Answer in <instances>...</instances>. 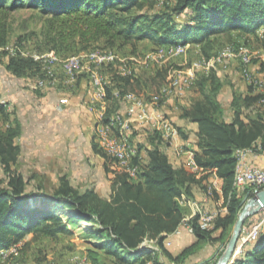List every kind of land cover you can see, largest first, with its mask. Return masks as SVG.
<instances>
[{
  "label": "trees",
  "instance_id": "trees-1",
  "mask_svg": "<svg viewBox=\"0 0 264 264\" xmlns=\"http://www.w3.org/2000/svg\"><path fill=\"white\" fill-rule=\"evenodd\" d=\"M20 9H32L44 19L41 34L50 45L49 52L55 54L128 45L136 54L139 43L149 41L154 45L198 44L201 55L209 57L214 41L234 31L252 34L264 46V0H0V49L10 42L13 14ZM184 14L188 21L180 18ZM24 40L25 36H16L15 48ZM100 42L102 46L94 47ZM14 53L5 65L11 74L40 73L39 62ZM213 66L196 78L192 85L195 95L180 106L181 118L197 125L194 162L198 171L175 167L165 151L168 141L153 128L142 142H130L136 150L131 163L136 177L113 171L109 198L100 196L93 187L78 190L65 175L51 192L42 184L30 187V181L16 168L21 148L15 140L22 133L21 125L10 119L0 98L4 124L0 127V168L4 173L0 178V249L18 245L30 233L56 239L60 233L82 232L94 239L90 241L92 248L85 249L90 264H106L100 250L113 258V264H166L161 257L171 264H191L206 245L217 250L214 262L243 198L253 196L256 190L254 186L238 187L234 176L238 151L264 153V91L255 92L251 85L246 93L233 91L226 112L219 96L223 80L215 69L229 65ZM235 69L247 81L237 65ZM260 69L264 72V61ZM116 74L117 79L105 86L106 109L99 119L102 125L112 124V115L123 113L127 87L137 79L133 73ZM157 75L165 76L161 71ZM250 75L251 80H258ZM114 90H118L117 97ZM173 127L179 136L187 137L180 126ZM116 128L114 135L121 129L117 122ZM92 150L106 160L113 159L97 143H92ZM213 171L222 180L220 194L205 184ZM195 188L221 200L226 212H217L210 230L200 228L196 215L188 219L196 241L173 255L164 240L184 223L188 212L180 199L194 201ZM229 264H264V227L254 240L243 244Z\"/></svg>",
  "mask_w": 264,
  "mask_h": 264
},
{
  "label": "rangeland",
  "instance_id": "rangeland-1",
  "mask_svg": "<svg viewBox=\"0 0 264 264\" xmlns=\"http://www.w3.org/2000/svg\"><path fill=\"white\" fill-rule=\"evenodd\" d=\"M180 18L182 20L188 21L186 14L180 15ZM43 23L44 19L32 9H20L13 14V33L10 42L7 44V47L5 49H0L1 81L5 80L11 83L13 75H11V73H9L5 69V65L8 63L9 58L13 56V51L16 49V36H25V40L22 43L20 51H24V53L28 54L27 57H31L33 58V60L35 59L38 62H41V60L34 58L33 55H36L38 52H41V54H46L51 51L49 50L50 45L45 42L44 37L41 34ZM144 43L148 45L144 47V45H142ZM102 45L103 43L100 42L94 47ZM170 45L172 44L154 45L147 43V41L140 42L136 54L131 53L132 48L130 45L123 46L121 47V49L105 50L96 48L84 51L77 50V52L74 53L58 52L56 54L59 59H65L73 55H78L81 57V62H83V69L75 73V75L78 76L77 80H80V78H82L84 82H86L84 83V88L82 90L84 93L82 94H86L85 88L86 90L90 89V92H92V101L87 102V104H85L84 106L85 110L91 114L90 117L93 118L92 121H96L97 118L94 113L89 111L88 107L92 102H96V100L93 97L94 90H92L93 88L90 84V73L88 72V69L94 68L91 71L97 72L103 79V81L107 82L106 84L111 83L112 78L114 80L117 79V76L119 75H117L116 72L123 73V75H126L128 73L135 74L137 76V79L131 82V85L127 87V91L141 96L147 109L149 107L148 103L146 102V99L149 98L148 96L159 93V89H162L160 92L162 93V95L165 94L168 83L174 76L180 74H193L195 83V80L198 76L207 74L209 70L214 67L210 63L212 59L209 61L208 59L218 54V52H222L224 50H233V58H237L239 60L238 50L246 48L250 52L251 64L255 66L257 63L264 61V46L262 45L261 41L256 39L252 34H242L239 31L231 32V35L222 34L217 40H215L213 43V48L209 50V57L201 55V49L198 44H182L183 46H185V51L179 54L167 51L166 48ZM94 50L112 52L115 55L116 59L113 62H110L106 65L103 64L96 68L94 65H92L94 63H92V61L88 57V54ZM158 53L163 55H159ZM84 54H87L86 57H83ZM85 59H88L89 64H86L84 62ZM59 63H61V61H59ZM251 64L249 66L250 74H252V69L250 68ZM184 68H186L185 71L181 70ZM158 71H161L165 76L163 77L157 75L158 77H156V73ZM32 73L35 72L29 71L26 73L28 75H31L30 79L34 78L32 76ZM219 74L222 76L221 78L226 77L223 75L225 73ZM61 78L62 75L58 72L57 81H60ZM239 79H242V77ZM223 80L225 83V79ZM244 81L246 82V80ZM22 83L20 84V86L24 87ZM194 83L192 85H194ZM1 84L3 86V83ZM57 84L56 86H52L47 83L46 87H44L43 89H47L48 91H52L55 89L57 90L60 88ZM236 84H238V82L234 80L232 86ZM13 86L15 85L11 83L9 86L10 89H7V94L5 93V95L3 93L5 98L2 95V100L7 99V101H9V97L15 98V93L18 91V87L16 86V88L14 89ZM232 86H230L231 90ZM65 87L64 88L68 90L72 88H70V85H65ZM246 87L247 86H245V88ZM230 88L225 86L222 89L223 94L220 96V98L224 106L226 105L225 100ZM22 89V94L27 96V98H32L30 97L29 90L27 91L26 88ZM237 90H239V86L237 87ZM192 93L193 89L192 86H190L181 95L173 96L175 101L177 102L175 106L177 107L178 103L183 99L184 100L182 101V103H187ZM51 94L53 96H56L58 92ZM59 95H62V93H60ZM45 97L46 99H50L51 95L48 94V96ZM153 101L155 102L154 104H156L157 100L154 99ZM14 103L17 108H20L21 113L18 112L17 109L15 110L20 115L23 124V133L17 140L21 148V155L16 168L21 170L27 180L30 181V187H33L37 184H42L47 192H51L52 190H55L56 186L59 184V178L63 175L69 176L72 184L80 191L91 184H94V186L97 188H101L103 186L105 180L97 173L99 172L97 165L101 163V158L97 155H94L93 151L91 152V149L89 147L90 142H88L94 135V132L91 130L93 122H90V127L83 122L85 118L83 117V112L81 109L72 111L69 110L68 112H66L62 111L61 108H58L50 112L52 110L49 106L50 104H48L49 102H45L41 107V110L40 108H38L35 111L36 107H34V115H31L30 113L25 114L26 108L24 107V101H15ZM55 103L58 107L59 101H55ZM126 104L127 103H125V105ZM122 109L123 106L121 107V110ZM21 114H25L24 116L26 118L24 119L23 115L21 116ZM165 115L170 118L166 113ZM121 116L123 117L122 114ZM159 116H161V114H159ZM1 126L2 125L0 118V127ZM147 126L148 125L135 128L134 125H131L129 132L130 137L132 138L131 141H133V143L137 144L138 142H142L146 139L147 135H145V132L147 133ZM136 131H138V133H136ZM120 133H122L121 129ZM120 133L118 135H120ZM134 135H136V137ZM99 147L101 148L100 145ZM3 177L4 173L0 168V178ZM248 197L250 198L252 196H245L243 198L240 211L245 205L247 201L246 198ZM261 212L262 208L258 211L253 212L252 214H249L245 218L242 228L245 226L246 228L250 227L253 223L257 222L262 214ZM83 224L90 225V223L87 222H83ZM233 229L234 225L228 233L226 242L220 252L221 254L217 256L214 262L212 260L209 261L211 262L210 264H216L219 261L233 234ZM77 231L78 229H76V232ZM93 240V238L89 239L88 237H85V233L82 232L75 234L60 233L56 239L38 238L34 237L33 234L30 233L26 235L23 241L17 245V247L19 248L17 254L10 256L8 254L1 255V252L8 250L9 247L0 249V264H45L48 260H52L54 264H77L69 262L67 258L66 260L68 262H63L64 255L66 256L68 253L85 254L86 248H92L90 241ZM24 243L28 244L24 247ZM242 246L243 245L241 244L240 232L235 251L240 252ZM100 253L102 256V261L104 263L113 264L114 260L108 253H105V251L103 250H100ZM233 255L231 257H233ZM84 256H82L81 258H84Z\"/></svg>",
  "mask_w": 264,
  "mask_h": 264
},
{
  "label": "crops",
  "instance_id": "crops-1",
  "mask_svg": "<svg viewBox=\"0 0 264 264\" xmlns=\"http://www.w3.org/2000/svg\"><path fill=\"white\" fill-rule=\"evenodd\" d=\"M147 43L152 44L149 41H147ZM142 45H144V47H146V45H148V44L144 43ZM19 48L21 49V47H19ZM22 52L23 53H21V54L23 56L27 57L28 54L24 53V51H22ZM90 54H91V52L88 54L89 59H90ZM39 55L40 56L42 55L41 52H38L36 55H33V56L38 58ZM86 55L87 54H84L83 57H86ZM237 61H238L237 58L230 59L229 66L227 69L222 70L219 67L215 69L218 71L222 70L220 73H225L223 75L226 77H223L222 80L225 79L226 82L224 83V80L222 81L223 82L222 89L225 86L230 88V86L233 85L234 80H236L238 82V84L232 86V90L230 88V90L228 91L227 97L225 100L226 105L224 106V104H222L226 112H228V106L230 104L233 91L246 93V92H248L247 87L251 85V84L245 82L243 79H239L241 77L239 76L237 70L235 69L236 65H237ZM84 62L86 64H89L88 59H85ZM92 63H93V61H92ZM92 65H94V64H92ZM39 67H40V73L39 74L38 73L32 74V76L34 77L32 79H30L31 75L17 77L15 75L11 74V75H13V77L11 79V83L13 85H15V86H13L14 89L16 88V86L18 87V91L15 93V98L9 97V99H8L9 101H7V99L2 100V95L5 98L4 94L5 93L7 94V89H10L9 86L11 83H9V81H5V80L1 81L0 80V98H1V101L5 104L7 111L10 112V119H15L20 123L22 133H23V124L21 121L22 119H21L20 115L18 114V112L21 113V111H20V108H17V106L15 105L14 102L15 101H19V102L24 101V107L26 108L25 114L30 113L31 115H34V112H33L34 107H36L35 111L38 108H40V110H41V107L43 106V104L45 102H49L48 104H50L49 106L52 109L50 112H52L54 109H58V108H61L62 111H66V112H68L69 110L72 111V110L81 109L83 112V117L85 118V120H83V122L86 125H89V127H90V122L93 120V118L90 117L91 114L85 110L84 106H85V104H87V102L92 101V99H91L92 98V92H90V89L86 90V88H85L86 94L85 95L82 94V93H84L82 90L84 88V83H86V82H84V80L82 78H80V80L79 79L77 80L78 76H76V75L68 76L62 70L60 63H57L55 65V68H54V76L55 77L51 80V82H49V84L52 86H56V84L58 83L57 85L60 88L57 90L55 89L52 91H48L47 89H43L47 84L44 87H38L36 85L37 80H39L41 78H46L44 76L45 74L42 70V63H40V62H39ZM93 69L94 68L88 69V72L90 73V71ZM251 69H252V74L255 78H259V79L264 78V72L261 71V69H260V62L257 63L255 66L252 64ZM181 70L185 71L186 68L181 69ZM58 72L62 75V78L60 81H57L58 80L57 79ZM121 74H123V73H121ZM104 82H105V84L107 83L106 81H104ZM1 83H3V86ZM21 83L24 87L20 86ZM90 84H91V81H90ZM65 85H70V88L71 87L72 88L70 90L65 89L66 88ZM107 85L108 84H106V86ZM91 86H92V84H91ZM238 86H239V90H237ZM245 86H247V87L245 88ZM251 86L253 87V90L255 92L261 91L258 88H256L255 86H253V85H251ZM22 88H26L27 91L29 90L30 91V97H32V98H27V96L22 94V91H23ZM52 88H54V87H52ZM222 89L219 93V96H221L223 94ZM161 90L159 89V93L161 92ZM262 91H264V90H262ZM9 92H10V90H9ZM56 92H58V94L56 96H53L51 94V93H56ZM113 92H114V95L117 97L118 96V90H114ZM60 93H62V95H59ZM159 93L152 94L151 96H148L149 97L148 99H146L147 100L146 102L149 105V107L147 108V111H148V114L150 116H148V118H144V119H136V117H135V119H133V121L131 122L130 127H131V125H134L135 128H139L140 126L144 127V126L148 125L146 127L147 133L145 132V135H147L148 132L153 129L152 124L156 121L154 119L155 116L153 114L156 113L158 115L159 114L164 115L163 117H165L171 124H173V126H180L187 136L186 138H182L177 133L176 135H173L171 137V139L168 142V145L165 147V151H166L170 161L173 163V165L175 167L184 166L190 172H197L198 167L196 165L191 166V161L194 158V152L197 149V146H196L197 125L193 122H189L186 119L181 118V111H180V108H181L180 106L187 105L189 101L187 103H182V101L184 100L183 99L181 102L178 103V105L176 107L175 104L177 102L175 101V99L172 95H169V94H163L162 95V93H160V94ZM48 94L51 95L50 99H46V97H45V96H48ZM192 95H195V93L193 92L191 94V96ZM93 97H94V95H93ZM44 99L49 100V101H45ZM154 99L157 100L156 104H154L155 103L153 101ZM55 101H59L58 107L56 106L57 104L55 103ZM92 104H95V105L97 104V106H98V103L95 101L92 102L90 105H92ZM120 104H121V101H120ZM154 106H156V107H154ZM15 109H17L18 112ZM88 109H89V107H88ZM105 109H106V105H105ZM89 111H91V110L89 109ZM92 113H94L96 115L97 119H96V121L95 120L92 121L93 124L91 126V130L94 132V135L91 137V139H90L91 141L90 140L88 141V142H90L89 147L91 149V152L93 151L92 150V143H97V142L100 143L99 142V138L101 137L100 131H102L103 129H105V130L108 129L107 126L105 127V125H102L99 123L98 120L100 119V117L97 116L96 111H92ZM165 113L170 118H168L165 115ZM119 114L123 115V113H119ZM137 114H138V112H137ZM22 115L23 114H21V116ZM24 115H23V118L25 119L26 117ZM0 118H1V116H0ZM112 119H114V122L112 123L113 125L110 124L111 128H112V132L111 131L109 132L110 136L112 135L113 131L117 132L116 131L117 128H116L115 115H112ZM1 125H2L1 127L4 126L2 119H1ZM129 131H130V129L126 132V136L130 142H133V141H131L132 138L130 137ZM22 133L20 134V136L22 135ZM119 133H120V129L118 128L117 135ZM136 133H138V131H136ZM20 136L18 138H16V140H15V142L17 144H18L17 140L20 138ZM134 136L136 137V135H134ZM95 137H96V139H95ZM250 152L251 151H247L245 153V161L247 163H249L250 165H253V166L264 167V153L255 154L253 152H251V153ZM93 153H94V155H97L101 158V163L99 165H97V168L99 171L97 173L105 181H104L103 186L101 188L95 187L94 184H91L87 187H93L94 190L100 196L105 197V198H109V194L111 192V190H110L111 178L113 177L112 172L113 171L120 172V170L117 166L116 161L113 160L114 159L113 157L110 156L113 159L106 160L99 153H95L94 151H93ZM110 161H111V163H110ZM199 175H201V174H199ZM65 176L67 178H69V176H67V175H65ZM70 182L72 183L71 179H70ZM205 184L208 185V188L213 187L214 190L218 194L221 193L222 180L217 177V175L215 174L214 171L209 174V177L207 179V182H205ZM193 194H194V201L198 202L200 205L207 207L209 209L216 208L218 212H226V208L222 206V201L219 199L216 200L213 197V195L210 194L209 191L204 192L203 190H201L199 188L198 189L195 188V190H193ZM185 206L187 208V212H188L187 215H188L190 213L192 207L189 205H185ZM195 241H196L195 235L183 223L177 228L176 231L166 235V239L164 240V243H165V247L168 249V251L170 253H172L173 255H176V254L180 253L183 249H185L187 246L193 244ZM216 252H217V250H216L215 246L210 247L209 245H206L199 252H197L196 255H194V257L191 259V264H203L205 262H208V261L212 260L214 256H216ZM239 253H240L239 251H235L233 257H231V259H230V262ZM84 255H85L84 253H82V254H78V253L69 254L68 253L66 256L64 255L63 262L69 261V262H73V263H77V264H82V258L81 257ZM84 257H86V256H84ZM66 258L68 261L66 260ZM161 258L166 264H171V262H169L166 258H163V257H161Z\"/></svg>",
  "mask_w": 264,
  "mask_h": 264
},
{
  "label": "bare ground",
  "instance_id": "bare-ground-1",
  "mask_svg": "<svg viewBox=\"0 0 264 264\" xmlns=\"http://www.w3.org/2000/svg\"><path fill=\"white\" fill-rule=\"evenodd\" d=\"M173 49H179V50L175 51ZM166 50L169 52H172V53L174 52L176 54H179V53H182L185 51V46H183L182 44H179V43L178 44H172V45L168 46L166 48ZM239 51H240V52H238L239 60H242V62H241V69H240V66H238V70L247 79L246 73H249V66L251 64L250 52L246 48L241 49ZM159 55H163V54H159ZM228 55H230V59H233L234 51L233 50H224L222 52H218V54L213 56L210 63L212 65L225 64V57H227ZM105 56H111L110 62H113L116 59L115 55L112 52L100 51V50L92 51L90 54V59H91V61H93L95 67H99L103 64H99L98 62H94V61H101L102 58H104ZM166 56H168V55H166ZM34 58H37V57L34 56ZM155 58H157V57H155ZM37 59L41 60L40 63H42V70H43V72L45 74L44 76L46 78H41V79L37 80L38 83L36 85L38 87H44L47 83L51 82V80L55 77L54 76V68H55V65L57 63H59L60 60H59L58 56L52 52L42 54L41 56L39 55V57ZM71 61H75V62L70 63ZM110 62H107L105 64H108ZM82 63L83 62H81V57L74 55V56L68 57L66 60L61 62L60 66L62 67V70L65 72V74H67L68 76H73L75 73H77L78 71H80L82 69ZM206 64H208V63H206ZM223 67L225 68L226 65H224ZM179 78L180 79H188V82L186 84H180ZM91 79H97L98 81L97 80H91ZM250 80H251V76H250ZM90 81L92 84V88L94 90L93 95H94L96 102L98 103V106H97V104L96 105L92 104L89 106V109L91 110V112L96 111L97 116L101 118L105 112V105H106V100H105L106 88H105V86H106V84L103 81V79L100 77V75L94 71L90 72ZM99 81H101V83ZM193 83H194L193 74L192 75L191 74L176 75L169 81L168 87L165 91V94H169L172 96L173 95H181L185 90H187L188 87L192 86ZM258 89L259 90L264 89V80H263V83L261 85H258ZM124 101H125L124 103H127L126 105L129 104V105H133V106H140V116H150L148 114V111L146 109L144 101L142 100V98L139 95H136L135 93L129 91L125 94ZM262 101H264V100H262ZM100 112H102V113H100ZM154 116H155L154 119L156 121L153 123L154 124L153 128H156L160 131L161 130H167V127L170 126V122L165 117H163L162 115L159 116L158 114L154 113ZM115 121L118 123V126L121 127V130H122V132H124V134L121 133L122 134L121 136H115L112 133V135L110 136L109 132L110 131L112 132V128L110 125H105V127L107 126L108 129H106V130L103 129L102 131H100L101 137L99 138V142H100L99 144H100L101 148L104 150V152H106L109 156H111L115 159L120 172H125L129 176H134L136 173V171H135L136 169H135V167H133V165H131V163H132V158L136 154V150H135L134 146L131 145V143H130V141L127 138L126 133H125L129 130L130 117L123 118L121 116V114L118 113L115 116ZM175 131H176V129H175ZM176 134H177V132H173V135H176ZM110 138H111V142L113 143V145L116 148H120L121 155H114L112 153L111 148L107 147L106 139H110ZM165 138H166L165 140H167L169 142L170 138L169 137H165ZM242 151H244V153H246L247 151H250V150H242ZM237 157H238V162H237V165L235 168L234 180H235V184L238 186V181H239V176H240L239 153H237ZM257 205H258V203H255L253 206H251L247 210L251 211Z\"/></svg>",
  "mask_w": 264,
  "mask_h": 264
},
{
  "label": "built area",
  "instance_id": "built-area-1",
  "mask_svg": "<svg viewBox=\"0 0 264 264\" xmlns=\"http://www.w3.org/2000/svg\"><path fill=\"white\" fill-rule=\"evenodd\" d=\"M173 50L178 51L179 49H173ZM13 52H15V54L21 55L22 51H20L19 46H17V48ZM238 52L240 51L238 50ZM110 57L111 56H105L104 58H102L101 61H94V62H98L99 64H105L107 62H110ZM73 62L75 61H71L70 63H73ZM229 62H230V55L225 57V64H221V66L229 64ZM241 62L242 60L237 61V66H240V69H241ZM246 74H247V81H246L247 83L253 86L261 85L263 83V78H260V79L258 78V80H250V72ZM91 80H97V79H91ZM99 82L101 83V81ZM187 82H188V79H180V84H186ZM37 83L38 82H36V84ZM173 96H178V95H173ZM123 117H130V124L133 121V119H135V117L136 119L148 118V116H140V106H133V105L123 106ZM153 125L154 124H152V128H153ZM129 129H130V126H129ZM173 132H177V131H175V127H173L171 123H170V126L167 127V130H161V133L164 135V137H169L170 139L173 136ZM106 145L107 147L111 148L112 153L114 155H121L120 148H116L113 145V143L111 142V138L106 139ZM238 153L240 157V166H239L240 176H239V181H238V187L243 188L244 186H254L256 188L255 193L259 190L264 189V167L250 165L249 163L245 161L244 151L240 150L238 151ZM195 165L196 164L193 158V160L191 161V166H195ZM136 174L137 173H135V175L132 176V178H135ZM180 203L182 205H189L192 207L190 213L184 218V224L185 226H187L189 230H191V227L186 223V221L194 215L198 217V222H199V226L201 229L210 230L211 228H213V221L218 212L216 208L209 209L207 207L200 205L196 201L187 200L185 199V197H182L180 199ZM261 213L262 214L257 222L253 223L250 227L246 228L245 226L241 228V244L242 245L245 244L246 242L254 240L259 234L260 230L264 227V206L262 207ZM18 250L19 248L17 247V245L16 246L14 245V246H11V248L9 247L8 250L1 252V255L2 254L3 255L8 254L9 256L14 255V254H17ZM45 264H54V263L52 260H48ZM82 264H90L87 257L82 258Z\"/></svg>",
  "mask_w": 264,
  "mask_h": 264
},
{
  "label": "water",
  "instance_id": "water-1",
  "mask_svg": "<svg viewBox=\"0 0 264 264\" xmlns=\"http://www.w3.org/2000/svg\"><path fill=\"white\" fill-rule=\"evenodd\" d=\"M246 199L247 201L240 213H238L237 219L234 223L233 234L227 244L225 251L222 253L219 261L216 264H229L231 256L235 252L236 244L245 218L249 214L260 210L264 206V189L257 191L252 197H248ZM255 203H258V205L253 210L248 211L247 209L253 206Z\"/></svg>",
  "mask_w": 264,
  "mask_h": 264
}]
</instances>
